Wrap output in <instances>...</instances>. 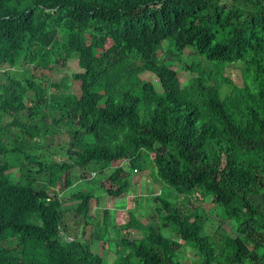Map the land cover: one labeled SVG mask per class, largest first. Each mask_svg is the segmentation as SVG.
I'll list each match as a JSON object with an SVG mask.
<instances>
[{
  "label": "trees",
  "instance_id": "obj_1",
  "mask_svg": "<svg viewBox=\"0 0 264 264\" xmlns=\"http://www.w3.org/2000/svg\"><path fill=\"white\" fill-rule=\"evenodd\" d=\"M160 42L171 57L190 48L211 76L200 71L180 85L176 64L156 57ZM72 56L78 71L70 77L24 76L61 69ZM234 62L242 87L222 75ZM2 67L16 76L0 85V114L11 117L0 125V264H104L87 242L61 236L60 199L81 187L71 212L88 225L90 200L123 195L145 154L153 180L179 199H217L216 214L234 223V235L219 226L213 238L203 235L191 208L151 197L154 223L130 215L119 227L140 237L121 238L128 251L117 264H264V208L255 202L264 192V0H0ZM72 82L71 99L50 97ZM56 130L67 135L66 160L44 161L35 147ZM119 161L123 176L121 166L111 167ZM91 163L97 175L109 171L105 180L72 185L70 170ZM176 241L189 246L188 263Z\"/></svg>",
  "mask_w": 264,
  "mask_h": 264
},
{
  "label": "rangeland",
  "instance_id": "obj_2",
  "mask_svg": "<svg viewBox=\"0 0 264 264\" xmlns=\"http://www.w3.org/2000/svg\"><path fill=\"white\" fill-rule=\"evenodd\" d=\"M109 41H106L103 48H108ZM156 57L161 61L168 59L177 66V75L180 85H184L188 81L195 79L199 76L200 71L206 75L211 76L208 64L201 58L196 56L190 48L184 50L179 56L171 57L167 51V45L165 42L157 44L155 49ZM76 58L72 56L61 69H54L52 72L46 69L25 70V78L32 76L35 80H43L44 82L55 80L62 74H66L68 77L74 72H77ZM190 65L195 69L183 70V65ZM175 68V66H173ZM12 69L7 67L0 68V85L5 84L6 77H14L11 75ZM223 77L228 79L232 85L236 87H242L244 83V77L242 73L241 64L239 62L226 64L223 71ZM141 79L150 82L155 89L158 90L156 79L147 73L140 76ZM45 85H47L45 83ZM70 88L65 94H51L50 97L60 103L65 102L72 98V95H76L78 92L77 85L72 82ZM227 87V84L224 86ZM103 101L99 104L102 105ZM27 106H31V103H27ZM50 112L46 111L42 121L49 125ZM11 120V117L5 114H0V125L4 126ZM34 120L33 122H36ZM101 122L95 124L96 127L100 126ZM10 132L16 133V128L10 127ZM105 134L104 136H106ZM68 142L67 135L61 130H56L50 137L40 140L36 149V154L44 161H48L50 156L54 155L57 161H64L66 157L62 149ZM122 167V173H127V168L123 163L115 162L111 164V167ZM130 178L128 180L127 191L117 197H109L105 194H99L93 197L89 203V210L87 218L88 225L84 224V219L81 216L74 215L71 211L75 208L79 195L74 192L81 187H70L65 190L61 199V222L62 231L61 236L65 240L77 238L81 243L87 242L90 251L102 258L104 264H117V258L127 253V249L120 244L121 238L126 237L128 239L136 240L140 237V233L134 230L124 231L119 227L128 222L130 215L136 220L137 223L145 225L147 223L155 222V213L153 210V203L150 198H154L160 203L173 204L177 203L181 208H191L190 218H201L203 220V235H208L213 238L212 233L214 229L219 228L224 231L228 236L234 235L235 225L233 222L220 221L217 216V199H201L196 193L188 194L181 199L176 196L172 190L167 186H161L153 180L152 177V165L151 155L145 154L135 166ZM109 172V171H108ZM107 171L102 175H97L95 166L93 163L86 165L84 168L74 167L70 170V179L72 185H79L83 181L103 182ZM11 178H15L16 174H11ZM85 179V180H83ZM83 180V181H82ZM106 185V183L104 182ZM81 186V185H80ZM85 189H82L84 191ZM93 190V189H92ZM94 192V191H92ZM74 193V194H73ZM255 202L264 208V192L259 197L255 198ZM103 218H105L106 226H102ZM179 253L183 261H191L192 253L188 245L176 241L174 243V251Z\"/></svg>",
  "mask_w": 264,
  "mask_h": 264
},
{
  "label": "crops",
  "instance_id": "obj_3",
  "mask_svg": "<svg viewBox=\"0 0 264 264\" xmlns=\"http://www.w3.org/2000/svg\"><path fill=\"white\" fill-rule=\"evenodd\" d=\"M189 247V246H188Z\"/></svg>",
  "mask_w": 264,
  "mask_h": 264
}]
</instances>
